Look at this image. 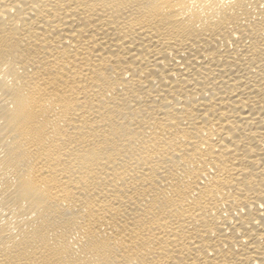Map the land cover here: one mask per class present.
Segmentation results:
<instances>
[{"label":"bare ground","instance_id":"1","mask_svg":"<svg viewBox=\"0 0 264 264\" xmlns=\"http://www.w3.org/2000/svg\"><path fill=\"white\" fill-rule=\"evenodd\" d=\"M0 264H264V0H0Z\"/></svg>","mask_w":264,"mask_h":264}]
</instances>
